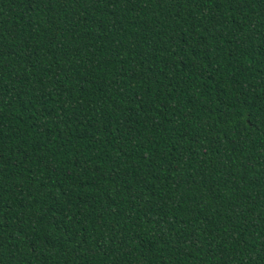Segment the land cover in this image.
Segmentation results:
<instances>
[{
  "label": "trees",
  "instance_id": "obj_1",
  "mask_svg": "<svg viewBox=\"0 0 264 264\" xmlns=\"http://www.w3.org/2000/svg\"><path fill=\"white\" fill-rule=\"evenodd\" d=\"M0 264H264V0H0Z\"/></svg>",
  "mask_w": 264,
  "mask_h": 264
}]
</instances>
